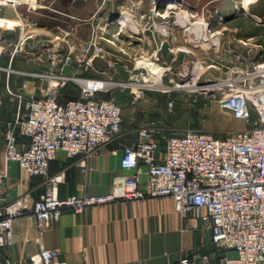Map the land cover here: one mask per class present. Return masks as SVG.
<instances>
[{"label": "built area", "instance_id": "1", "mask_svg": "<svg viewBox=\"0 0 264 264\" xmlns=\"http://www.w3.org/2000/svg\"><path fill=\"white\" fill-rule=\"evenodd\" d=\"M7 1L14 0H0V5ZM94 47L100 50L95 43ZM49 60L47 70L20 72L43 82V94L24 97L13 93L19 111L4 133V167L0 170V189L9 161L17 162L30 176L43 177L47 187L34 202L25 192L0 206V249L12 244L13 220L27 211L42 231L64 210L80 212L118 200L170 197L181 215L193 216V228L209 229L216 247L234 251L233 256L224 253L221 264H264V61H230L222 65L218 76L198 87L215 94L219 105L236 119L249 122L254 105L258 117L250 127L223 136L193 129L159 136L154 127L141 126L134 141L122 146L124 172L112 177L108 192L59 198L56 185L61 177L49 175L58 152L70 158L95 152L118 137L123 115L116 100L102 96L116 84L112 79L65 73L62 67L70 65L69 56L60 69L56 54ZM69 84L77 87L78 97L61 101L60 91ZM147 86L134 76L124 83L134 99L143 97ZM1 96L0 91V104ZM172 103L168 102L169 107ZM19 137L28 142L19 144ZM78 164L86 170L84 159ZM141 166L147 173L143 183ZM201 259L207 264L209 257L204 254ZM30 260L31 264H66L56 248L40 247ZM174 264L195 263L185 256Z\"/></svg>", "mask_w": 264, "mask_h": 264}, {"label": "rangeland", "instance_id": "2", "mask_svg": "<svg viewBox=\"0 0 264 264\" xmlns=\"http://www.w3.org/2000/svg\"><path fill=\"white\" fill-rule=\"evenodd\" d=\"M230 1H7L0 12L19 24L0 22V73L47 70L53 53L60 69L69 56L65 73L116 83L102 96L121 105L123 134L150 126L160 136L191 129L223 136L250 127L256 108L251 104L249 122L236 119L215 94L196 86L218 76L230 61H264V0H249L247 9L239 7L240 0L230 9ZM143 59L163 70L152 73L139 63ZM131 76L148 85L139 99L124 87Z\"/></svg>", "mask_w": 264, "mask_h": 264}, {"label": "crops", "instance_id": "3", "mask_svg": "<svg viewBox=\"0 0 264 264\" xmlns=\"http://www.w3.org/2000/svg\"><path fill=\"white\" fill-rule=\"evenodd\" d=\"M0 20L2 24L6 22V26L19 24L17 19L3 12H0ZM11 59L12 55L7 64ZM63 69L66 71L67 67ZM0 83L1 170L4 167V133L8 122L19 111L18 99L13 93L40 97L44 83L12 71L0 73ZM137 128L124 134L121 130L118 137L85 156L70 158L59 151L49 167L50 176L61 177L56 185L58 197L79 192H108L112 177L124 172L120 166L122 146L134 141ZM18 142L27 143L28 139L19 137ZM81 159L86 161L85 171L78 164ZM146 177V167L141 166L140 181L143 183ZM46 187L43 177L30 176L17 162L9 161L7 177L0 189V206L25 192L34 202ZM192 223L193 216L181 215L170 197L118 200L85 207L80 212L64 210L42 231L38 230L34 215L27 211L14 218L13 242L0 249V264H6V261L7 264H31V257L40 247L58 249L59 258L66 264H174L185 256L195 264H205L201 259L204 254L209 257L207 264H221L224 253L235 254L232 250L225 252L216 247L211 241L210 230L193 228Z\"/></svg>", "mask_w": 264, "mask_h": 264}, {"label": "bare ground", "instance_id": "4", "mask_svg": "<svg viewBox=\"0 0 264 264\" xmlns=\"http://www.w3.org/2000/svg\"><path fill=\"white\" fill-rule=\"evenodd\" d=\"M229 8L230 9H235L237 8V2H235V0H232L229 2ZM240 3V8L241 9H247V7L249 6L248 4L250 3L249 0H240V2H238V4ZM139 63L144 64L145 66H147L148 68H150L152 73H158L159 71L163 70L162 67L158 66L157 64H155L153 61H150L148 59H143L141 61H139ZM160 79V78H159ZM153 83H155V81H153ZM157 84V83H155ZM159 86H161V84H157ZM154 86V85H153ZM175 87V86H174ZM183 87H187V85L183 86ZM189 87V86H188ZM192 87V86H190ZM180 88V87H179ZM195 88V87H193ZM196 88H198V86H196ZM162 91V90H161ZM166 91V89H165ZM194 91V90H193Z\"/></svg>", "mask_w": 264, "mask_h": 264}, {"label": "trees", "instance_id": "5", "mask_svg": "<svg viewBox=\"0 0 264 264\" xmlns=\"http://www.w3.org/2000/svg\"><path fill=\"white\" fill-rule=\"evenodd\" d=\"M87 76H89V75H87ZM59 96H60L61 101H64V100L69 99V98H77L78 97V89L75 85L69 84L65 88L61 89Z\"/></svg>", "mask_w": 264, "mask_h": 264}]
</instances>
